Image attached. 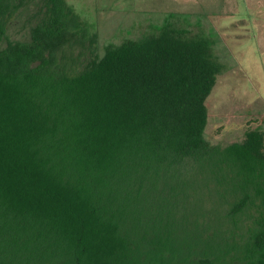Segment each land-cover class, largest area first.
I'll use <instances>...</instances> for the list:
<instances>
[{
  "label": "trees",
  "instance_id": "1",
  "mask_svg": "<svg viewBox=\"0 0 264 264\" xmlns=\"http://www.w3.org/2000/svg\"><path fill=\"white\" fill-rule=\"evenodd\" d=\"M39 1L0 47V264H264V131L205 136L212 41L168 24L72 73L83 21Z\"/></svg>",
  "mask_w": 264,
  "mask_h": 264
},
{
  "label": "rangeland",
  "instance_id": "2",
  "mask_svg": "<svg viewBox=\"0 0 264 264\" xmlns=\"http://www.w3.org/2000/svg\"><path fill=\"white\" fill-rule=\"evenodd\" d=\"M80 19V32L67 49L72 73L102 57L110 43L143 39L165 25L185 36L213 43L221 63L217 84L207 99L205 136L215 144L241 142L250 129L264 131V0H67ZM39 0H29L8 18L9 41L29 40L43 17Z\"/></svg>",
  "mask_w": 264,
  "mask_h": 264
}]
</instances>
